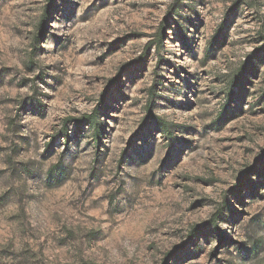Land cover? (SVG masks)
<instances>
[{"label":"rangeland","instance_id":"1","mask_svg":"<svg viewBox=\"0 0 264 264\" xmlns=\"http://www.w3.org/2000/svg\"><path fill=\"white\" fill-rule=\"evenodd\" d=\"M0 264H264V0H0Z\"/></svg>","mask_w":264,"mask_h":264},{"label":"trees","instance_id":"2","mask_svg":"<svg viewBox=\"0 0 264 264\" xmlns=\"http://www.w3.org/2000/svg\"><path fill=\"white\" fill-rule=\"evenodd\" d=\"M47 15H48V9L46 10L45 15H44V17H43V22H42L41 27H43L44 23L46 22ZM115 82H116V81L111 82V84L109 85V87H108V89H107L108 91H109L110 86H111L112 84H115ZM106 94H107V93H105L104 96H103V98H102V103H103L104 100H105V95H106ZM97 115H98V110H97L94 114H92V115H90V116H85V117H82V118H79V119H75V120H73V121H74V123H75V125H76V128L80 129V128L83 126L84 123H87V124H89V125L91 126L90 129H91V130H94V131L96 132V134H98V133H99V125H100V124H99V121H98V117H97ZM67 137H68V139H69V135H67ZM194 231L197 232L196 229H194Z\"/></svg>","mask_w":264,"mask_h":264}]
</instances>
